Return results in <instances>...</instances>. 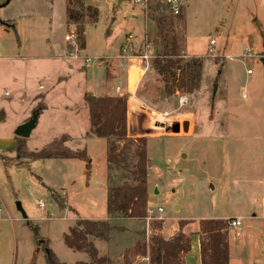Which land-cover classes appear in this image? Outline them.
<instances>
[{"label":"rangeland","instance_id":"374dc122","mask_svg":"<svg viewBox=\"0 0 264 264\" xmlns=\"http://www.w3.org/2000/svg\"><path fill=\"white\" fill-rule=\"evenodd\" d=\"M83 1L98 9L97 23L84 27V49L76 39L77 49L65 41L67 34H75V27L66 24V0H10L0 9V110L5 112L0 124V264L89 263L86 253L64 242L80 219H107L124 228L117 235L123 239L111 244L89 238L98 252L104 249L99 256L109 257L107 264H149L153 236H188L201 220L222 217L229 218V264H264V69L259 61L264 56V0H179L182 19L177 17L181 12L173 15L160 0H152L147 8L127 6L131 0ZM151 14L164 20L167 37L176 38L182 60H198L202 69L196 92L174 96L164 93L153 65L142 78L131 69L137 76L130 74L129 83L127 59V72L125 67L118 71L130 88L137 80L131 93H124L127 110L131 99L138 105L131 108L130 122L127 116V136L147 140V210H163L164 219L151 221L147 228L144 219L107 216L109 181L121 185L129 180L119 166L107 163L121 144L109 150L107 139L87 136L89 116L81 109L86 108L81 91L86 70L79 66L83 62L102 75L103 58L123 54L129 34L132 42L142 39L133 52L126 48L127 55L140 52L144 38L152 45L153 60L161 55ZM246 50L253 58H247ZM75 53L78 61L66 58ZM58 55L63 60H46ZM22 86L45 90L25 94L19 91ZM180 98L187 104L181 106ZM38 105L46 107L30 137H16V127ZM65 135L70 137L66 147L84 157L18 156L23 145L35 153ZM237 216L240 225L230 228ZM165 222L178 227L171 238L167 230L166 236L161 233ZM133 228L140 235L137 244L144 240L145 255H137L136 244L121 256L120 250L135 236Z\"/></svg>","mask_w":264,"mask_h":264},{"label":"trees","instance_id":"16d2710c","mask_svg":"<svg viewBox=\"0 0 264 264\" xmlns=\"http://www.w3.org/2000/svg\"><path fill=\"white\" fill-rule=\"evenodd\" d=\"M125 2L127 0H117ZM181 14L178 19H182ZM157 24L162 54L152 61L153 70L164 82V93L174 96L177 93L192 94L199 88L201 78V63L198 60L184 62L179 54L176 38L169 39L164 20L152 16ZM98 21V9L88 6L83 0H66V24L75 27L79 48L84 49V27ZM5 25L4 22H2ZM102 61V60H100ZM103 62V61H102ZM44 98V96H41ZM88 111L90 131L87 136L107 139L109 150H116V143L121 144V151L108 156V166H119L124 171L129 182L121 185H111L107 190V216L111 219L143 220L146 217L148 205L146 138H130L127 136V96L83 98ZM45 106L38 105L36 111L40 115ZM5 120V112L0 110V124ZM68 136L53 140L42 150L32 153L24 145L18 149V156L23 154L29 160L47 159H80L84 157L66 147ZM111 141H114L113 143ZM185 221H181L183 223ZM160 228V223L155 222ZM124 231L107 220H78L69 234L65 235L66 246L89 256L87 264H107L108 258L99 256L98 250L89 238L109 243L115 232ZM199 236L201 264H229L228 222L227 220H201L195 232ZM137 255H145L146 246H135ZM190 252L189 237L179 232L171 240H163L153 236L149 245V264H185L183 257ZM47 264H51L47 260ZM86 264V263H82Z\"/></svg>","mask_w":264,"mask_h":264},{"label":"crops","instance_id":"0c3cea01","mask_svg":"<svg viewBox=\"0 0 264 264\" xmlns=\"http://www.w3.org/2000/svg\"><path fill=\"white\" fill-rule=\"evenodd\" d=\"M10 27H13V26L10 25L7 28H10ZM141 39L142 38L137 39L134 42H132L133 44L130 45V49H132V52H133L134 49H138V47L140 46V43H141ZM59 56H61V55H58L56 57L52 56V57L46 58V60H49V61L59 60L60 61V58L63 60V57H59ZM121 56H122V54H121V51H120V53L116 52L115 55H110V56H108L106 58H103V59L106 60V62L104 61V62L101 63L102 69L105 68V70H103L104 72H102V75H101V73L99 71L98 72L94 71L92 69V67L91 68H87L88 69L87 70L86 67H84V65L82 64L83 62L81 63V65L79 66L80 69L83 72L86 70V77L83 79L82 87H81V91H82V94H83V96H82V104H83L84 96L114 97V96H123L124 93H126V92L131 93L129 91L130 84L127 85V83H125V81H122V80L119 79L118 71L120 69H122L123 67H125V70L127 72V68H128L127 67L128 64L121 58ZM66 58L69 59V60L72 59L73 61H78V60H75L74 58H72L70 56H66ZM72 60H70V61H72ZM150 66H152V64H150ZM68 70L72 71L71 67ZM130 74H131L132 77L135 78L137 76V71L136 70H132L131 73L129 72V75ZM128 83H129V80H128ZM130 89L133 90V88H130ZM35 90L36 91H44L45 89L42 87V89L40 90L39 86H38L37 89L33 88L31 90L27 89L24 86H22L19 89V91L24 92L25 94L26 93L27 94L34 93ZM7 95H9V94L7 93ZM22 101H24V100H22ZM81 109H83L84 112H86V115H88L87 108H85L83 106V107H81ZM75 112L78 113L77 111H75ZM127 116H129V122H130V120L132 119V110L129 107V103H128ZM27 120H28V118H27ZM27 120H25V121H23V122H21L19 124H23ZM235 218H240V216H237ZM235 218H232V219H235ZM219 219L220 220H222V219L225 220V219H229V218L228 217H222V218H219ZM105 220H107V219H105ZM129 220L130 219H128L127 221H129ZM132 221H134V220L132 219ZM174 226L175 225H173L172 223H170V224H167L166 222L163 223V229L161 231L162 235L166 236L165 231L167 230V233L168 232L169 233H168V235L166 237L171 238L177 232V228L178 227H177V225H176V228ZM137 230H138L137 228H133L131 230L132 233L135 236H134L133 240H131L129 243L125 244L123 249L120 250L121 256L124 254V252L127 249L130 248V246H135L137 244V242L139 241L138 237L140 235L137 233ZM117 235H119V233L115 232L113 234V237H112L111 241L108 244L114 243L116 240L119 241L120 239H123V238H120ZM188 237H189V241H190V252L183 257V261H184L185 264H201V261H200V248H199V236L195 234V230H194V231H190L189 232ZM93 240H95V239H93ZM93 240H92V242H93ZM94 243H95V241L93 242V244ZM228 244H229V262H230V242H229V238H228ZM103 250L104 249H101V252ZM105 251H107V250H105ZM111 251L114 252V247L112 248ZM111 251H110V253H111ZM101 252L99 251V254H101ZM107 254H108V252H107Z\"/></svg>","mask_w":264,"mask_h":264},{"label":"built area","instance_id":"2783aa9c","mask_svg":"<svg viewBox=\"0 0 264 264\" xmlns=\"http://www.w3.org/2000/svg\"><path fill=\"white\" fill-rule=\"evenodd\" d=\"M152 0H131L130 3L126 2L127 6H141L143 8H147V6H149L151 4ZM162 1V3L168 8L169 11H171V13L173 15H179L181 12V3L179 0H160ZM75 39L76 36L75 34H67L65 36V41L69 43V45L71 47L76 48V43H75ZM132 39L133 36L132 35H128L126 37V47L124 49H122V59H127L129 62V71H128V80H129V72L132 68L136 69L138 71L139 77L142 78V76L145 74V72L149 69L150 67V62L153 60L154 58V52H153V48L151 43L144 38L143 39V48L140 50V52H136V54L132 53V54H128L127 55V50L126 48L129 50V47L132 43ZM77 40V39H76ZM211 45L214 44L213 41L210 42ZM248 52V50H246ZM74 59H77L78 57L76 56V53L73 56ZM247 58H253V55L248 52L247 53ZM86 64L89 63V59H86ZM85 64V66H86ZM247 74L250 75L252 74V71L250 69L247 70ZM39 89H42V86H39ZM7 95V94H6ZM244 97V96H243ZM179 104L182 105H186L187 104V99L186 98H180L179 99ZM41 206H43L41 204ZM163 218V210L162 208H157L156 210L154 209H148L147 210V215L145 217V221H146V226L147 228L150 225L151 221H162ZM240 225V219L239 218H235L232 219L229 222V227L230 228H234L236 229L238 226ZM145 260V258H142ZM146 261H148V259H146Z\"/></svg>","mask_w":264,"mask_h":264},{"label":"water","instance_id":"95a60500","mask_svg":"<svg viewBox=\"0 0 264 264\" xmlns=\"http://www.w3.org/2000/svg\"><path fill=\"white\" fill-rule=\"evenodd\" d=\"M9 1L10 0H7L3 5H0V9L4 7L5 5H7ZM259 61L262 64L263 69H264V56L260 57ZM215 93H216V86H214L213 95H215ZM38 116H39L38 111L33 112L31 117L25 123L20 124L19 126L16 127L14 131V135L18 138L28 139L31 135L32 130L35 129L37 125ZM176 126L177 125L174 124V127ZM188 127H189V123L185 122L183 125L184 130L187 131Z\"/></svg>","mask_w":264,"mask_h":264},{"label":"bare ground","instance_id":"6f19581e","mask_svg":"<svg viewBox=\"0 0 264 264\" xmlns=\"http://www.w3.org/2000/svg\"><path fill=\"white\" fill-rule=\"evenodd\" d=\"M135 83H136V81L133 83V85H132V88L134 89V85H135ZM136 99H132L131 100V108L132 109H135V108H137L138 107V105L136 104V101H135ZM138 103V102H137Z\"/></svg>","mask_w":264,"mask_h":264}]
</instances>
